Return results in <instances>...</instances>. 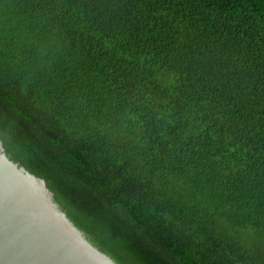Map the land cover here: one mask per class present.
Returning a JSON list of instances; mask_svg holds the SVG:
<instances>
[{
    "label": "trees",
    "instance_id": "obj_1",
    "mask_svg": "<svg viewBox=\"0 0 264 264\" xmlns=\"http://www.w3.org/2000/svg\"><path fill=\"white\" fill-rule=\"evenodd\" d=\"M0 138L118 264H264V0H0Z\"/></svg>",
    "mask_w": 264,
    "mask_h": 264
},
{
    "label": "water",
    "instance_id": "obj_2",
    "mask_svg": "<svg viewBox=\"0 0 264 264\" xmlns=\"http://www.w3.org/2000/svg\"><path fill=\"white\" fill-rule=\"evenodd\" d=\"M0 264H118L70 220L44 178L8 156L1 138Z\"/></svg>",
    "mask_w": 264,
    "mask_h": 264
}]
</instances>
